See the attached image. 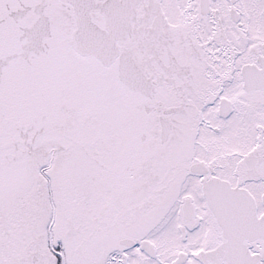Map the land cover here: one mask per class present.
<instances>
[{
    "label": "snow or ice",
    "instance_id": "6c2138e0",
    "mask_svg": "<svg viewBox=\"0 0 264 264\" xmlns=\"http://www.w3.org/2000/svg\"><path fill=\"white\" fill-rule=\"evenodd\" d=\"M0 264H264V0H0Z\"/></svg>",
    "mask_w": 264,
    "mask_h": 264
}]
</instances>
